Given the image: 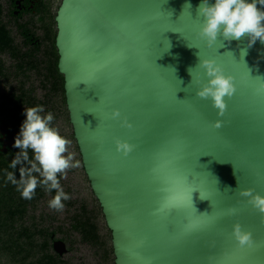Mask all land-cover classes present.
Wrapping results in <instances>:
<instances>
[{
	"label": "water",
	"instance_id": "95a60500",
	"mask_svg": "<svg viewBox=\"0 0 264 264\" xmlns=\"http://www.w3.org/2000/svg\"><path fill=\"white\" fill-rule=\"evenodd\" d=\"M200 3L62 0L57 10L69 120L115 264H264V214L239 194L264 195V43L248 48L246 37L218 36L209 47L199 35ZM203 59L235 77L223 116L196 95L208 79ZM217 120L221 127H212ZM116 139L133 150L118 152ZM166 188L186 200L158 212ZM202 218L209 222L194 227ZM236 223L252 246H238Z\"/></svg>",
	"mask_w": 264,
	"mask_h": 264
},
{
	"label": "flooded vegetation",
	"instance_id": "af4514ba",
	"mask_svg": "<svg viewBox=\"0 0 264 264\" xmlns=\"http://www.w3.org/2000/svg\"><path fill=\"white\" fill-rule=\"evenodd\" d=\"M0 5L3 20L0 35L9 37L6 42H0V69L3 70L0 92L32 93L43 101L45 112H52L53 125L70 140L69 151L79 160V167L68 169L60 181L64 191L70 194V199L63 201L61 211L48 207L52 194L42 188L36 189L31 200H25L8 183L9 198L0 201V238L22 239L24 247L18 255L0 250V264H115L112 233L103 213L97 218L99 243L94 246L82 241L93 236L95 210L100 204L85 172L66 101L65 106L62 101L61 78L54 73L59 59L56 64L57 25L53 15L58 8L51 6L49 17L42 0H0ZM58 73L61 75L59 69ZM1 121L0 154L9 164L19 151L13 147L19 130L13 129L4 117ZM2 170L5 174L10 169L7 165Z\"/></svg>",
	"mask_w": 264,
	"mask_h": 264
},
{
	"label": "clouds",
	"instance_id": "9594fccd",
	"mask_svg": "<svg viewBox=\"0 0 264 264\" xmlns=\"http://www.w3.org/2000/svg\"><path fill=\"white\" fill-rule=\"evenodd\" d=\"M197 13L202 17L199 35L206 40L209 47L217 41L218 36L229 42L246 37L248 48L257 40L264 43V0H201ZM241 54L246 55L247 48L242 49ZM199 64L208 79L201 84L196 95L210 98L212 106L218 110V115L223 116L227 107L225 98H231L236 91L235 77L225 74L223 68L213 59L200 60ZM190 69L188 71L192 76ZM257 77L260 80L257 91L264 92V78ZM197 83H200L199 79ZM24 117L13 143V147L19 151L8 164L10 170L5 171V182L11 183L25 200H31L36 189L42 188L52 194L47 201L48 207L61 211L64 208L63 201L69 200L70 194L64 191L60 181L68 169L79 167V160L69 151L70 140L61 135L53 125L54 116L51 111L45 112L43 105H35L24 109ZM120 117V110L113 109L111 118ZM221 125L222 122L217 120L212 127L220 128ZM122 126L132 127L127 118L122 120ZM115 144L116 150L125 156L134 147L120 139H116ZM164 191L166 195L157 209L158 212L174 208L177 202L186 200L179 197L173 188H166ZM191 193L188 198L192 203ZM239 194L247 197L248 203L264 214V195L254 193L252 189L242 190ZM227 213L235 215L237 209L230 207ZM233 236L239 247L252 246L254 243L252 234L242 230L239 223L233 225Z\"/></svg>",
	"mask_w": 264,
	"mask_h": 264
},
{
	"label": "trees",
	"instance_id": "16d2710c",
	"mask_svg": "<svg viewBox=\"0 0 264 264\" xmlns=\"http://www.w3.org/2000/svg\"><path fill=\"white\" fill-rule=\"evenodd\" d=\"M43 1V5L45 6L47 13L49 14L50 17V12H49V8H51V6L53 7V1L54 0H42ZM54 16H56V13H54ZM48 17V16H47ZM2 11H1V5H0V23H2ZM53 23L54 20H53ZM3 30V29H2ZM0 29V33L2 31ZM56 34L57 32L55 31V35H54V43H55V38H56ZM6 39H9V37L5 36V35H0V42H6ZM54 49H55V45H54ZM55 56H56V64L58 63V59L59 56L57 55V52L55 51ZM3 73V70L0 69V78ZM54 73L56 74V77H60L61 78V82H62V90H61V96H62V101L63 104L65 106V90H64V77L59 75L58 73V69L57 66L56 68H54ZM49 97V96H47ZM6 105H10L11 107H13L12 109H7L9 107H7L6 109H1L0 108V124L2 123L1 121V117H4L5 120L9 121L10 124H12L13 129L15 130H19L20 125L23 121L24 117V109L26 107H32L35 105H43V101H41L40 99H38V97L36 95H33L32 93H23V94H8V93H1L0 92V107H5ZM26 106V107H25ZM4 156L0 154V201L3 200H7L9 198V191H8V183L5 182L4 179V174L2 173L3 170L2 168L8 165V161L7 158H3ZM16 173H19L18 171ZM19 176V174H16ZM97 201V200H96ZM1 207V204H0ZM102 215V209L96 208L95 210V227H94V233L93 236L91 238H87V239H82L83 242H88L93 244L94 246H96L99 243V239L101 238L99 231V221H98V217ZM24 247V241L22 239H8V238H0V250L7 253L8 251H14V253L18 254H22V250Z\"/></svg>",
	"mask_w": 264,
	"mask_h": 264
},
{
	"label": "snow or ice",
	"instance_id": "6c2138e0",
	"mask_svg": "<svg viewBox=\"0 0 264 264\" xmlns=\"http://www.w3.org/2000/svg\"><path fill=\"white\" fill-rule=\"evenodd\" d=\"M185 202V201H184ZM184 202H177V204L175 205V207L176 206H179V205H181V204H183ZM209 221H208V219H206V218H202V219H196V220H194L193 221V226L195 227V226H202V225H205V224H207Z\"/></svg>",
	"mask_w": 264,
	"mask_h": 264
},
{
	"label": "rangeland",
	"instance_id": "374dc122",
	"mask_svg": "<svg viewBox=\"0 0 264 264\" xmlns=\"http://www.w3.org/2000/svg\"><path fill=\"white\" fill-rule=\"evenodd\" d=\"M61 1H62V0H54V1H53V3H54V4H53V7H54V8H58V6L60 5Z\"/></svg>",
	"mask_w": 264,
	"mask_h": 264
}]
</instances>
